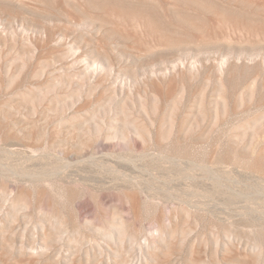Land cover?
Returning <instances> with one entry per match:
<instances>
[{"label":"rangeland","instance_id":"rangeland-1","mask_svg":"<svg viewBox=\"0 0 264 264\" xmlns=\"http://www.w3.org/2000/svg\"><path fill=\"white\" fill-rule=\"evenodd\" d=\"M0 264H264V0H0Z\"/></svg>","mask_w":264,"mask_h":264}]
</instances>
